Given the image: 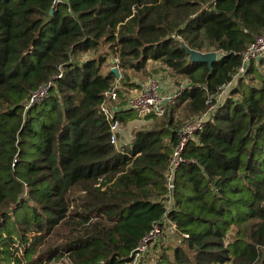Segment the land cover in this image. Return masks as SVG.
Masks as SVG:
<instances>
[{
	"label": "trees",
	"instance_id": "1",
	"mask_svg": "<svg viewBox=\"0 0 264 264\" xmlns=\"http://www.w3.org/2000/svg\"><path fill=\"white\" fill-rule=\"evenodd\" d=\"M263 31L264 0H0V264H126L167 212L177 128L231 81L185 149L193 161L177 169L176 239H160L146 260L264 264V60L234 78L238 52ZM183 43L218 59L192 61ZM150 61L192 87L114 145L104 92L117 81L134 88L129 71Z\"/></svg>",
	"mask_w": 264,
	"mask_h": 264
},
{
	"label": "built area",
	"instance_id": "2",
	"mask_svg": "<svg viewBox=\"0 0 264 264\" xmlns=\"http://www.w3.org/2000/svg\"><path fill=\"white\" fill-rule=\"evenodd\" d=\"M64 0H54V4L63 2ZM219 52V51H218ZM242 56V63L238 68V72L234 75L237 78L246 72L247 65L253 61L264 60V31L257 36L255 41L238 52ZM219 56V55H218ZM63 72L57 73L48 83L41 84L32 94L31 103L44 98L49 89L54 84L56 77H62ZM234 82V81H233ZM229 82L221 85L218 91L210 95L207 100V108L196 115L194 118L184 122L178 131V142L173 148V154L169 160L166 169V194L160 199L167 211L163 217L153 222L151 229L139 241V245L129 254V259L126 264H145L147 262L146 256L150 252L151 246L160 239L170 240L173 238L177 230L176 224L168 216V212L172 210L175 203V179L178 167L186 162L193 160L185 157V149L187 145L195 139L196 133L202 130L208 121L212 119L215 112V107L220 99H222L233 84ZM189 81L186 79H176L171 73L167 71H159L150 75L143 81H140L134 88L127 89L124 93V98H121L117 89L122 88L119 81L110 90L105 91V100L102 103V111L106 114L111 124V142L114 145H119L118 132L121 127V122L116 117V111L119 109H130L137 112L139 116L146 115H164L168 108L175 103L176 99L180 97L185 89L191 88ZM125 102V103H122ZM148 264H150L148 262Z\"/></svg>",
	"mask_w": 264,
	"mask_h": 264
},
{
	"label": "rangeland",
	"instance_id": "3",
	"mask_svg": "<svg viewBox=\"0 0 264 264\" xmlns=\"http://www.w3.org/2000/svg\"><path fill=\"white\" fill-rule=\"evenodd\" d=\"M88 54H90V56L92 55L91 53H88ZM111 60V59H110ZM155 62V61H154ZM154 62H152V61H150L149 62V65H152V63H153V66H154ZM156 64H158V66L157 67H155V68H151L149 71L146 69L145 71H140V72H133V71H129V73L131 74V77H132V81H133V83H139L140 81H143V80H145L146 78H148L150 75H152V74H154V72L155 73H157V72H159V71H168L167 69H166V67L165 66H163L162 65V63H160V62H156ZM110 66H112V63H111V61L107 64V67H110ZM153 66H150V67H153ZM168 72H170L171 73V71H168ZM172 76L174 77V78H176V79H184V80H186L185 78H183V77H181V76H178V75H175V74H173V72H172ZM181 77V78H180ZM120 84V83H119ZM120 86L122 87V88H124L125 89V91H126V93L128 92V90L127 89H129V88H126L125 86H123L122 84H120ZM125 103V102H124ZM182 113L179 111V112H177V114H176V116H180ZM136 115V118L134 117V118H132V119H134V120H136V119H139V121L140 120H145L146 121V123H144V124H142V126H140L139 125V121L137 122V125H139V126H136V128H133V130L132 129H130V131H128V134L126 135V136H122L123 138H124V140L126 139V143L129 141V140H132L133 139V137L131 138V134H132V136H134V131H136L137 129H143V128H146V129H148V128H151L152 126H154L155 124H156V120H158L160 117L159 116H157V117H155V115H153V114H151L150 116H152L153 115V117H150L149 118V115H146V116H144V117H140V116H138L137 115V113L135 114ZM148 121V122H147ZM121 128V127H120ZM120 130V129H119ZM132 130V131H131ZM128 135H130V136H128ZM130 137V138H129ZM125 143V144H126ZM124 144V145H125ZM168 239H170V240H168V241H173L174 239H176L175 238V236H173V238H168ZM151 255V254H150ZM150 259V258H149ZM53 263V262H52ZM145 264H148V261L145 263Z\"/></svg>",
	"mask_w": 264,
	"mask_h": 264
},
{
	"label": "water",
	"instance_id": "4",
	"mask_svg": "<svg viewBox=\"0 0 264 264\" xmlns=\"http://www.w3.org/2000/svg\"><path fill=\"white\" fill-rule=\"evenodd\" d=\"M183 47L185 48V50L187 51V53L190 56V59L192 61H200V62H206L208 64V67L211 68L214 61H216L218 59V55L219 52L214 50V51H210V52H203L197 49H192L190 48L188 45H186L185 43H183ZM112 72L116 73V75L118 77H121L122 74L119 71L118 66L113 67Z\"/></svg>",
	"mask_w": 264,
	"mask_h": 264
},
{
	"label": "crops",
	"instance_id": "5",
	"mask_svg": "<svg viewBox=\"0 0 264 264\" xmlns=\"http://www.w3.org/2000/svg\"><path fill=\"white\" fill-rule=\"evenodd\" d=\"M90 56V54H88V53H86V55L85 56H83V58H88ZM113 60H111V62H112ZM156 62L157 61H155L154 62V66H153V63H152V65H149L148 64V66H147V70L149 71L151 68H155V67H157L158 66V64H156ZM150 66H153V67H150ZM169 71V70H168ZM167 71V72H168ZM170 73V72H169ZM171 75H172V72H171ZM181 77H183V76H181ZM180 77V78H181ZM184 78V77H183ZM137 115H138V113H137ZM139 116V115H138ZM141 117V116H140ZM139 121V119H136V120H134V119H129V120H127V121H124V122H122L121 123V128H120V130H119V144L121 145V144H125L126 143V139L124 140V138L122 137L123 135L124 136H126L127 134H128V131H130V129H132L133 130V128H136V126H142V124H144V123H146V121L145 120H140L139 121V125H137V122ZM148 122V121H147ZM131 130V131H132ZM135 132V131H134ZM136 133V132H135ZM135 133H134V135H135ZM128 136H130V135H128ZM134 138V136H132V134H131V138ZM130 138V137H129ZM133 140V139H132ZM132 140H129L126 144H130L131 142H132Z\"/></svg>",
	"mask_w": 264,
	"mask_h": 264
}]
</instances>
